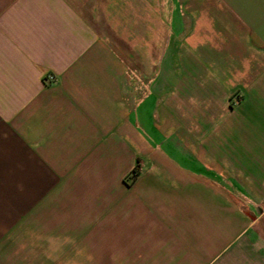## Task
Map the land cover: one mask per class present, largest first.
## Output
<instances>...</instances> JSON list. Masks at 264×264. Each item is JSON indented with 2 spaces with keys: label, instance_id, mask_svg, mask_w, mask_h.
Returning a JSON list of instances; mask_svg holds the SVG:
<instances>
[{
  "label": "crops",
  "instance_id": "crops-1",
  "mask_svg": "<svg viewBox=\"0 0 264 264\" xmlns=\"http://www.w3.org/2000/svg\"><path fill=\"white\" fill-rule=\"evenodd\" d=\"M0 264H264V0H0Z\"/></svg>",
  "mask_w": 264,
  "mask_h": 264
},
{
  "label": "built area",
  "instance_id": "built-area-1",
  "mask_svg": "<svg viewBox=\"0 0 264 264\" xmlns=\"http://www.w3.org/2000/svg\"><path fill=\"white\" fill-rule=\"evenodd\" d=\"M51 80H54L53 76H50V77L47 78V81H51Z\"/></svg>",
  "mask_w": 264,
  "mask_h": 264
}]
</instances>
